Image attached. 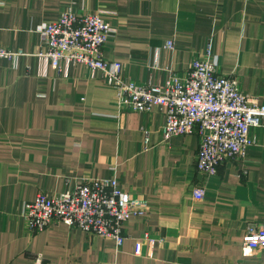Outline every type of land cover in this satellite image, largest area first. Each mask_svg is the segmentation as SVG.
Wrapping results in <instances>:
<instances>
[{
  "label": "crops",
  "instance_id": "obj_1",
  "mask_svg": "<svg viewBox=\"0 0 264 264\" xmlns=\"http://www.w3.org/2000/svg\"><path fill=\"white\" fill-rule=\"evenodd\" d=\"M69 11L110 13L117 34L104 57L127 79L160 84L209 54L264 104V0H0V46L23 53L0 61V264H264V250L243 248L264 223V126L241 161L202 175L197 134L166 140L163 111L121 113L100 73L71 65L58 75L40 56L37 28ZM112 177L148 201L121 248L65 224L29 231L24 205L39 192Z\"/></svg>",
  "mask_w": 264,
  "mask_h": 264
},
{
  "label": "built area",
  "instance_id": "obj_2",
  "mask_svg": "<svg viewBox=\"0 0 264 264\" xmlns=\"http://www.w3.org/2000/svg\"><path fill=\"white\" fill-rule=\"evenodd\" d=\"M106 12L77 15L64 13L52 23L37 28L45 58L58 75L71 65H84L91 76L98 73L102 82L116 91L121 113L163 111L166 123L163 136L197 134L200 138L197 170L206 177L216 175L226 160L241 161L253 144L252 129L264 126V104L245 95L239 82L220 72L218 59L209 54L192 60L185 73H172L163 83H138L123 75V64L108 61L104 49L117 34ZM166 49H173L172 41ZM22 51L13 52L0 46V61H16ZM149 136H146V143ZM204 187L195 190L203 200ZM148 213V201L125 192L118 178H85L63 193L39 192L33 202L24 205L23 218L30 232L65 224L84 233L115 241L118 248L125 242L124 227L132 216ZM146 239L148 236L146 235ZM243 248L251 253L264 250V223L250 227L243 237ZM142 242L136 244L141 255Z\"/></svg>",
  "mask_w": 264,
  "mask_h": 264
}]
</instances>
